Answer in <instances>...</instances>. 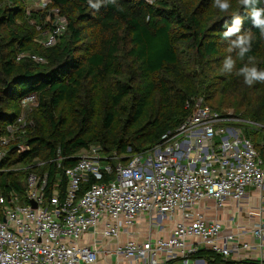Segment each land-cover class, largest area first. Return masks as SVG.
<instances>
[{"label": "trees", "instance_id": "16d2710c", "mask_svg": "<svg viewBox=\"0 0 264 264\" xmlns=\"http://www.w3.org/2000/svg\"><path fill=\"white\" fill-rule=\"evenodd\" d=\"M230 3L221 13L214 0H116L99 10L88 0H52L29 16L27 0H0V138L27 111L22 100L37 96L27 113L33 122L25 135L30 149L19 154L9 147L0 165L28 170L0 173L3 194L13 190L23 198L28 175L47 172V195L54 194L58 176L63 196L66 179L58 165L73 167L76 155L92 146L125 157L121 162L127 165L178 128L191 114L187 102L195 98L264 125V83L250 87L222 70L229 55L222 34L233 16L241 17L242 33L252 32L248 55L264 69V38L238 0ZM257 6L264 7V0ZM55 10L67 26L46 47L37 40L52 29L46 17ZM246 62L238 60L237 69ZM245 132L264 159V132L250 126Z\"/></svg>", "mask_w": 264, "mask_h": 264}, {"label": "built area", "instance_id": "2783aa9c", "mask_svg": "<svg viewBox=\"0 0 264 264\" xmlns=\"http://www.w3.org/2000/svg\"><path fill=\"white\" fill-rule=\"evenodd\" d=\"M51 2L37 1L27 15ZM54 15L46 17L52 29L37 40L46 47L55 45L67 26L58 10ZM21 104L30 112L37 96L28 95ZM186 109L191 114L178 128L127 165L121 162L125 157L105 155L101 147L86 149L73 167L59 164L66 179L63 196L58 176L54 194L47 195V172L28 175L23 198L0 190V264H248L229 262L233 253L251 246L240 235H225L223 224L208 212L241 203L251 190L259 201L252 214L260 218L253 234L264 239V159L245 132L248 126L264 132V125L233 110L215 111L204 98L188 101ZM28 120L24 112L6 127L0 165L9 147L19 154L30 149L25 135L33 122ZM27 170L0 166V173ZM168 220L174 223L171 230L169 223L165 227ZM169 230L168 237H154Z\"/></svg>", "mask_w": 264, "mask_h": 264}, {"label": "clouds", "instance_id": "9594fccd", "mask_svg": "<svg viewBox=\"0 0 264 264\" xmlns=\"http://www.w3.org/2000/svg\"><path fill=\"white\" fill-rule=\"evenodd\" d=\"M115 3L116 0H88L91 8L99 10L104 3ZM259 0H238L252 19V25L259 30L261 38H264V7H258ZM214 6L221 13H227L231 7L230 0H214ZM223 39L228 41L227 52L229 55L223 60L222 70L228 74L243 77V82L247 86H252L256 82L264 83V69L256 66L255 57L248 55L253 43V34L250 30L242 33V19L240 16H233L231 25H225ZM235 54V58L232 54ZM247 62L237 69V61Z\"/></svg>", "mask_w": 264, "mask_h": 264}, {"label": "crops", "instance_id": "0c3cea01", "mask_svg": "<svg viewBox=\"0 0 264 264\" xmlns=\"http://www.w3.org/2000/svg\"><path fill=\"white\" fill-rule=\"evenodd\" d=\"M77 157V155H76ZM212 205V203H210ZM259 201L256 193L249 190L248 196L239 204L230 202L222 210L212 208L208 215L216 217L223 224V233L240 235L242 243H247L251 246L250 250H243L238 253H233L229 262H238L240 260H247L248 264H262L264 262V239L260 242L253 234L254 229L260 222V218L252 214L258 210ZM143 231L146 225L142 223ZM170 230L174 227V223L169 224ZM170 230L166 233H154V237H168ZM245 231V232H243ZM147 239V234L141 236L140 240ZM126 241V238L123 239ZM260 244V245H259ZM221 262V260H220ZM219 262V263H220ZM100 264H104L100 262Z\"/></svg>", "mask_w": 264, "mask_h": 264}, {"label": "rangeland", "instance_id": "374dc122", "mask_svg": "<svg viewBox=\"0 0 264 264\" xmlns=\"http://www.w3.org/2000/svg\"><path fill=\"white\" fill-rule=\"evenodd\" d=\"M39 1V0H27V3H28V7L29 8H33V7H36V2ZM46 1V0H45ZM28 111H25V113L27 114L29 112L30 109H27ZM92 147H100V146H92ZM85 152V150H82L81 152H79L77 154V158L80 157L83 153ZM171 221H166V225L165 227L167 226V224L169 223L170 224Z\"/></svg>", "mask_w": 264, "mask_h": 264}, {"label": "water", "instance_id": "95a60500", "mask_svg": "<svg viewBox=\"0 0 264 264\" xmlns=\"http://www.w3.org/2000/svg\"><path fill=\"white\" fill-rule=\"evenodd\" d=\"M34 208H36V205H34Z\"/></svg>", "mask_w": 264, "mask_h": 264}]
</instances>
